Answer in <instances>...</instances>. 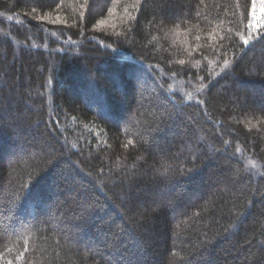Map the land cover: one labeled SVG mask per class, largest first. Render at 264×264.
Masks as SVG:
<instances>
[{"label": "trees", "instance_id": "obj_1", "mask_svg": "<svg viewBox=\"0 0 264 264\" xmlns=\"http://www.w3.org/2000/svg\"><path fill=\"white\" fill-rule=\"evenodd\" d=\"M259 5L0 0V264H264Z\"/></svg>", "mask_w": 264, "mask_h": 264}, {"label": "snow or ice", "instance_id": "obj_2", "mask_svg": "<svg viewBox=\"0 0 264 264\" xmlns=\"http://www.w3.org/2000/svg\"><path fill=\"white\" fill-rule=\"evenodd\" d=\"M196 39H197V40H199V39H200V37H199V36H197V37H196ZM250 39H251V34L249 35V37H248V38H244V39H243V43H244L245 45H248V44H249V40H250ZM180 63H181V64H183V63H184V61H183V60H181V61H180ZM225 63H227V61H225ZM9 264H11V262H9Z\"/></svg>", "mask_w": 264, "mask_h": 264}, {"label": "rangeland", "instance_id": "obj_3", "mask_svg": "<svg viewBox=\"0 0 264 264\" xmlns=\"http://www.w3.org/2000/svg\"><path fill=\"white\" fill-rule=\"evenodd\" d=\"M255 10H256V12L258 13V14H257L258 17H260V14H261L262 12H264L263 9L260 8V5H259L258 7L256 6V7H255Z\"/></svg>", "mask_w": 264, "mask_h": 264}]
</instances>
